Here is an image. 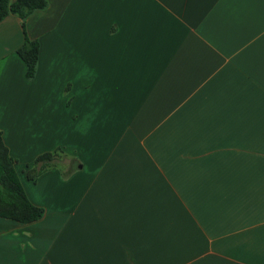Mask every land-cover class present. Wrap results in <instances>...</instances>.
I'll list each match as a JSON object with an SVG mask.
<instances>
[{"label": "crops", "instance_id": "0c3cea01", "mask_svg": "<svg viewBox=\"0 0 264 264\" xmlns=\"http://www.w3.org/2000/svg\"><path fill=\"white\" fill-rule=\"evenodd\" d=\"M25 22H0V129L44 215L0 216V264H264V0H48Z\"/></svg>", "mask_w": 264, "mask_h": 264}, {"label": "trees", "instance_id": "16d2710c", "mask_svg": "<svg viewBox=\"0 0 264 264\" xmlns=\"http://www.w3.org/2000/svg\"><path fill=\"white\" fill-rule=\"evenodd\" d=\"M47 6L48 0H0V22L8 15L16 14L23 19L26 31V18L35 10L44 9ZM18 53L26 63V77L29 80L33 79L36 76L39 61V40L31 39L26 35L25 42L18 49ZM57 153L58 151L40 154L35 160L30 177L34 179L53 166ZM15 163L0 129V216L30 223L42 218L44 209L28 198Z\"/></svg>", "mask_w": 264, "mask_h": 264}, {"label": "rangeland", "instance_id": "374dc122", "mask_svg": "<svg viewBox=\"0 0 264 264\" xmlns=\"http://www.w3.org/2000/svg\"><path fill=\"white\" fill-rule=\"evenodd\" d=\"M1 131H2V130H1ZM27 133H28V130H27ZM62 161H63V158H58V159H56V157H55L53 164H55V163H56V164H57V163L59 164V163L62 162ZM66 162H67V161H66ZM66 162H65V163H66Z\"/></svg>", "mask_w": 264, "mask_h": 264}]
</instances>
